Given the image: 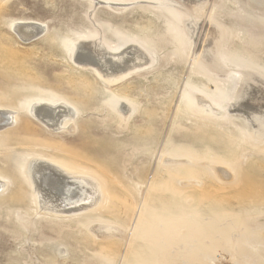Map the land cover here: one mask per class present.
<instances>
[{
	"label": "rangeland",
	"instance_id": "1",
	"mask_svg": "<svg viewBox=\"0 0 264 264\" xmlns=\"http://www.w3.org/2000/svg\"><path fill=\"white\" fill-rule=\"evenodd\" d=\"M0 111V264H264V0H0Z\"/></svg>",
	"mask_w": 264,
	"mask_h": 264
},
{
	"label": "bare ground",
	"instance_id": "2",
	"mask_svg": "<svg viewBox=\"0 0 264 264\" xmlns=\"http://www.w3.org/2000/svg\"><path fill=\"white\" fill-rule=\"evenodd\" d=\"M25 25H26V23H25ZM36 27H37V25H36ZM26 30H28V29H26ZM26 30L24 29V27L20 26L19 28H16L14 31H16L19 38H21L23 40H25V39L27 40L28 39L27 37H29L30 34H31V36L34 35V32L30 33ZM98 62H99L98 67L102 68L104 66L105 70L110 71V73L113 71H117V69L120 67V66H117L118 59L116 57L109 59V60L107 59L105 63L100 62L98 59ZM30 115L33 117V119L37 120L39 123L49 127L50 129H56V130L62 129L61 126H63V123L69 119H72L74 116L72 110H70L69 108H67L63 104H59V105H46V104L34 105L30 109ZM13 122L15 123V114L14 113L9 112V111H0V128L10 127V126H12ZM30 173H31V179L30 180H31V183H33V188H34L35 194L38 197V206L39 207L43 206V207H46L49 209H51V208L57 209L56 208L57 205L55 204L56 201L59 202L60 206H62V207L68 206L69 202L77 203L78 206L80 207L84 203L91 202L92 195H95L96 191H97V189H96V191L93 190L95 188L93 186L89 185L88 183H86L85 181L75 179L74 177L72 178L71 176L74 174H70L58 166H54L52 164L49 165V163H47V164H45V162L34 163L31 167ZM50 175H52L54 178H56L58 180V182H60V183L51 184L50 182H48L47 178ZM76 180H77V182H76ZM83 180H85V179H83ZM74 182H76V183H74ZM96 187L98 188V186H96ZM89 192L91 193L90 195L88 194ZM78 194L79 195L81 194L85 198H87V197L88 198L85 199L82 197L83 199H81ZM86 195H89V196H86ZM78 197L81 200L74 202V199H76ZM57 207H59V206H57Z\"/></svg>",
	"mask_w": 264,
	"mask_h": 264
}]
</instances>
